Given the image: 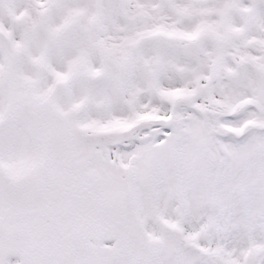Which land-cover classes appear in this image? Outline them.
<instances>
[{"label":"snow or ice","instance_id":"6c2138e0","mask_svg":"<svg viewBox=\"0 0 264 264\" xmlns=\"http://www.w3.org/2000/svg\"><path fill=\"white\" fill-rule=\"evenodd\" d=\"M0 264H264V0H0Z\"/></svg>","mask_w":264,"mask_h":264}]
</instances>
